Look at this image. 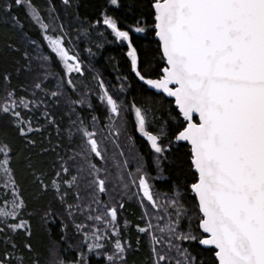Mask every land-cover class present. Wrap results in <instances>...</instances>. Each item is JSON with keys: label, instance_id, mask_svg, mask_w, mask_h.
<instances>
[{"label": "snow or ice", "instance_id": "1", "mask_svg": "<svg viewBox=\"0 0 264 264\" xmlns=\"http://www.w3.org/2000/svg\"><path fill=\"white\" fill-rule=\"evenodd\" d=\"M108 5L126 6L105 0L87 27L75 13L77 38L99 39L98 50L126 46L139 101L127 100L126 75L110 91L89 62L95 88L85 79L63 23L78 0L43 8L0 0V180L11 191L0 204V264H42L33 221L49 235L59 222L62 241L69 229L80 236L64 250L74 257L54 243L44 264H130L142 248L146 264H264V0H149L151 23L142 13L127 27ZM101 23L112 41L93 36ZM133 33L154 35L155 49ZM148 90L175 104L154 129L163 102ZM130 127L148 144L156 176ZM166 166L176 182L160 191L154 182L167 179ZM132 202L135 219L125 215Z\"/></svg>", "mask_w": 264, "mask_h": 264}, {"label": "trees", "instance_id": "2", "mask_svg": "<svg viewBox=\"0 0 264 264\" xmlns=\"http://www.w3.org/2000/svg\"><path fill=\"white\" fill-rule=\"evenodd\" d=\"M35 3L40 6L41 8L45 7V0H35ZM79 7L72 9V15H64L63 16V23L65 27L69 30V37L71 43L67 46L75 48V50L80 54L81 59L85 64L86 70V77L85 79L89 83L90 87L95 88V82L92 80V73L88 71L89 62H91V66L95 68V70L100 74L101 78L105 79L106 83L112 85L113 87L110 88V91H115L116 88L119 87V82L117 81V76L119 75H126L129 77V82L132 83V88L128 89L129 95L127 96V100L136 99L139 101L141 97L137 93V84L138 82L135 81L134 76L129 71V62L126 59V46L121 44L120 42H112V43H105L102 49H97V43L101 41L97 39L96 41H89L83 37L77 38L76 28L81 27L79 23L76 21L75 13L78 12L80 15V19L85 21L84 27H87V22H91L95 25V20L99 19V9L101 5H104L105 0H78ZM122 3L126 5L125 7L119 9H113V6L108 5L109 7V14L113 15L117 18L122 27H127L128 25L134 24V20L136 18H140L141 14L143 13L144 19L150 24L151 23V16L148 12L144 11L145 9L149 8V0H122ZM128 5H135L131 11H129ZM19 15H23V11L19 13ZM26 27H28L26 25ZM96 31H93V36L97 35V32H104L105 36L109 41H112L114 38L110 36L108 33L110 30H106V27L101 23L100 25L95 26ZM33 35L37 38L39 34L36 33L35 29H32ZM134 40L137 44H142L145 48H152L155 49V37L150 33H133ZM7 38L5 36V32L0 30V44H2L3 40ZM91 48L92 52L95 53V56H90L87 52V49ZM50 50L46 49V53ZM143 51V49H141ZM155 57V61L158 65L162 66V62L159 60V53H152ZM110 57H114L115 59L112 60ZM58 68L60 66H57ZM118 69V70H114ZM77 82H79V77L76 78ZM16 82L14 81V84ZM148 96H154V98L158 101L163 102V106L161 103H157L154 106V114L156 116V121L154 122L153 129L155 127H159L160 122L163 120H168V111L169 109H175L174 99L167 97L163 93H158L155 90H148ZM93 103L99 104L98 99L95 98V93H93ZM96 114L98 116L103 117V111L100 107L97 108ZM129 121L131 122L134 117L129 116ZM107 121L105 120L104 123ZM50 131V130H49ZM130 131L132 132L133 136L135 137L136 143L139 147V150L142 154L146 156L149 161L148 169L152 176H156V171L154 165L151 163V154L149 153V146L146 141L140 136V134L135 131L134 128L130 127ZM47 134L45 133V136ZM38 142L44 137H41L39 134L35 137ZM23 145L17 141L16 148L22 149ZM186 150V149H185ZM17 172L19 174L20 166L17 163ZM164 176L167 179H157L155 180V188L160 191H171L174 183L176 182V172L174 168L166 166ZM27 188L28 185L25 183V195H27ZM6 191V189L0 185V204H1V196ZM140 214V209L135 202H132L128 205V210L125 215L128 216L129 219H135ZM195 220H193V228H195ZM48 228L51 229V234L41 228L36 221H33V232H34V243L41 254L42 264L48 259V249L53 246L55 243L58 245L60 252L59 255L65 257L66 259H70L74 257L75 251H69L65 254V249L67 248L68 244H77L80 241V236L75 234L71 229L67 232V241L61 240V232L59 222L49 224ZM147 258V250L142 248L139 253L131 255L129 257L130 264H146ZM102 258L100 257H93L92 264H97V261Z\"/></svg>", "mask_w": 264, "mask_h": 264}, {"label": "rangeland", "instance_id": "3", "mask_svg": "<svg viewBox=\"0 0 264 264\" xmlns=\"http://www.w3.org/2000/svg\"><path fill=\"white\" fill-rule=\"evenodd\" d=\"M73 47V46H72ZM3 180H0V185H2L3 186ZM5 193H7V195H5ZM5 199H7V200H11V191H10V189H6V191L2 194V196H1V204H2V202L5 200Z\"/></svg>", "mask_w": 264, "mask_h": 264}, {"label": "water", "instance_id": "4", "mask_svg": "<svg viewBox=\"0 0 264 264\" xmlns=\"http://www.w3.org/2000/svg\"><path fill=\"white\" fill-rule=\"evenodd\" d=\"M159 93V92H158ZM166 95V94H165ZM174 99V98H173Z\"/></svg>", "mask_w": 264, "mask_h": 264}, {"label": "flooded vegetation", "instance_id": "5", "mask_svg": "<svg viewBox=\"0 0 264 264\" xmlns=\"http://www.w3.org/2000/svg\"><path fill=\"white\" fill-rule=\"evenodd\" d=\"M143 138V137H142ZM144 139V138H143Z\"/></svg>", "mask_w": 264, "mask_h": 264}]
</instances>
